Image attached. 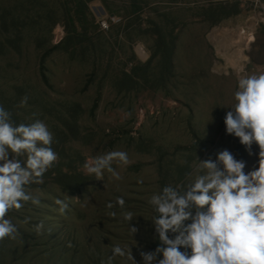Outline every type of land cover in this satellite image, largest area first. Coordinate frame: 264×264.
I'll return each mask as SVG.
<instances>
[{"label":"rangeland","instance_id":"374dc122","mask_svg":"<svg viewBox=\"0 0 264 264\" xmlns=\"http://www.w3.org/2000/svg\"><path fill=\"white\" fill-rule=\"evenodd\" d=\"M82 1L88 9L82 21L81 9L73 11L76 28L67 13L76 0L68 7L63 0H0V106L16 125L42 120L53 133L58 161L62 156L86 178L81 193L72 194L52 167L43 183L26 186L40 204L27 202L9 212L21 235L0 242V264H106L116 244L131 248L142 264L140 252L159 245L148 203L154 193L169 185L187 187L199 160H215L225 149L246 162V173L258 166V145L249 155L226 133L225 115L234 105L230 87L237 80L211 72L214 53L206 35L213 22L232 23L230 13L238 4L252 15L255 0ZM134 5L141 8L138 14ZM110 16L119 21L100 31L98 20ZM59 27L64 36L56 43ZM259 31L264 39V27ZM75 33L74 48L68 38ZM163 38L175 42L173 66L163 46L158 48ZM136 42L149 49L148 62L135 57ZM46 53L49 85L40 68ZM24 96L27 105L18 107ZM96 98L99 107L91 115ZM110 151L129 156L128 165L113 162L121 179L107 171L103 180L86 173V161ZM117 197L125 200L124 208L115 205ZM58 199L68 204L63 213ZM128 211L130 222L123 219ZM41 221L44 228L37 234ZM129 226L138 232L133 235ZM113 264L131 261L117 256Z\"/></svg>","mask_w":264,"mask_h":264},{"label":"clouds","instance_id":"9594fccd","mask_svg":"<svg viewBox=\"0 0 264 264\" xmlns=\"http://www.w3.org/2000/svg\"><path fill=\"white\" fill-rule=\"evenodd\" d=\"M27 101L24 96L18 107ZM234 101L225 115L226 133L238 138L249 155L252 145H258V166L246 173V162L225 149L215 160L198 159L195 178L187 187L169 185L154 193L148 203L155 212L151 221L159 245L140 252L142 264H264V73L241 76ZM53 142L42 120L16 125L0 106V242L21 235L9 212L27 202L40 204L26 186L43 183L44 174L58 161ZM114 161L130 163L126 152L110 151L86 161L84 169L96 180H103L105 171L119 180ZM56 203L61 213L68 208L63 200ZM115 205L124 208L125 200L117 197ZM115 205L109 202L107 208ZM109 215L115 217L116 212ZM123 219L132 221L133 213L124 212ZM43 228L41 221L35 232L41 234ZM129 231L134 235L138 229L129 226ZM181 248L190 249V254ZM111 253L106 264H113L117 256L137 264L131 248L116 244Z\"/></svg>","mask_w":264,"mask_h":264},{"label":"built area","instance_id":"2783aa9c","mask_svg":"<svg viewBox=\"0 0 264 264\" xmlns=\"http://www.w3.org/2000/svg\"><path fill=\"white\" fill-rule=\"evenodd\" d=\"M252 15L243 22L221 23L213 26L207 33V40L213 49L211 72L217 76H233L238 81L241 76L250 75L251 54L260 28L264 27V2L255 0ZM114 16L98 20L99 30L109 31L112 24L118 22ZM64 31L59 27L56 43L63 40ZM133 49L137 59L146 63L151 55L147 46L136 42Z\"/></svg>","mask_w":264,"mask_h":264},{"label":"trees","instance_id":"16d2710c","mask_svg":"<svg viewBox=\"0 0 264 264\" xmlns=\"http://www.w3.org/2000/svg\"><path fill=\"white\" fill-rule=\"evenodd\" d=\"M76 1H77L76 7L72 11L70 10L71 8L67 10V13L69 14V17H70L69 21L72 23V25H74V27H76L77 22H76V19L74 17L75 13L73 14V11L77 10L76 8L81 9L82 13L80 14V18H78V21H82L81 17L84 16L86 9H88L87 2L82 1V0H76ZM63 2L65 3L64 7H68L70 5V2H75V0H63ZM133 8H134L133 11L135 14H138L141 11V8L139 6L134 5ZM240 14H242V10H240L239 4H238L237 7L233 10V12L230 13V15L236 16V15H240ZM84 26L86 27L87 25H84ZM172 36H173V34H172ZM76 37H77V33H75L74 36L71 35V37L68 38V39H70V43H69L70 46H72L74 48L77 46V44L79 42V40L76 39ZM67 40H65V41H67ZM159 41H162V43H159L158 48L160 49L161 46H163L164 57H167L169 59L168 62L171 64L173 62L172 61L173 60V50L175 48L174 40H172L170 43L164 41V38L159 40ZM60 45L61 44H59L57 47H54V49H57ZM61 47H63V44ZM47 53L42 57V62H41L40 68H41V76H42L43 82L45 84L49 85V79H48L47 74H46V66H45V62H44L46 57H48ZM135 57H136V55H135ZM171 66H173V63L171 64ZM134 67H135L134 71H136V70L138 71L140 69L137 66H134ZM98 107H99V98H96L94 103H93V106L91 108V115L95 114ZM69 167H70V164H68L66 162L65 158H63L61 156V158H59V161L54 163L53 169L57 173V177H58L59 182H63L65 180L66 185H65L64 189L66 191H69L72 194H76V193L80 194L82 187L86 181V178H83L81 175L76 174V172H73V170H71L72 168L69 169Z\"/></svg>","mask_w":264,"mask_h":264},{"label":"crops","instance_id":"0c3cea01","mask_svg":"<svg viewBox=\"0 0 264 264\" xmlns=\"http://www.w3.org/2000/svg\"><path fill=\"white\" fill-rule=\"evenodd\" d=\"M243 7V4H241L240 8ZM249 12L246 11V10H242V14L241 16L243 17H237L239 15H236L235 16V19H226V20H229L230 22H243L244 20H246L248 17H249ZM234 16V15H233ZM226 22V21H225ZM228 22V21H227ZM223 22H213V26L214 25H217V24H221ZM260 31L258 32L257 34V40H256V43L253 47V56L251 54V59H252V62H251V65H250V68H249V73L250 74H260V73H264V39L262 38V34H260ZM264 33V32H263ZM207 35V34H206ZM231 91H233L232 93V100H231V104H234V92L237 90V82H234L231 87H230Z\"/></svg>","mask_w":264,"mask_h":264}]
</instances>
